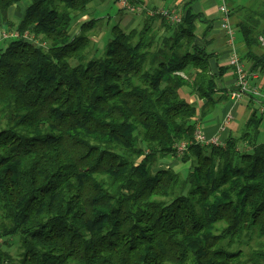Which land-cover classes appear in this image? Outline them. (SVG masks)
Listing matches in <instances>:
<instances>
[{"label":"trees","instance_id":"obj_1","mask_svg":"<svg viewBox=\"0 0 264 264\" xmlns=\"http://www.w3.org/2000/svg\"><path fill=\"white\" fill-rule=\"evenodd\" d=\"M23 1L14 24L8 11ZM91 1L0 0V31L20 35L0 41V244L18 240L17 259L0 249V264H262L263 254L232 249L264 237L260 118L253 110L246 122V151L231 136L195 145L197 107L180 95L187 87L205 101L201 118L228 99L194 43L195 0L180 24L149 18L173 30L164 46L150 26L115 25L97 58L87 36L96 20L72 31ZM229 18L240 61L263 76L264 0ZM181 141L192 142L186 175L153 172Z\"/></svg>","mask_w":264,"mask_h":264},{"label":"crops","instance_id":"obj_2","mask_svg":"<svg viewBox=\"0 0 264 264\" xmlns=\"http://www.w3.org/2000/svg\"><path fill=\"white\" fill-rule=\"evenodd\" d=\"M242 1L243 0H225L228 6V9L244 6L242 4ZM251 1L252 0H246V5H248ZM96 2H92L90 3V5L92 4L94 7V3ZM107 2L108 0H104L101 4L99 3L98 10H102V8L107 4ZM136 2L152 10L174 9L181 13V11L184 10V6L188 2V0H166V1L136 0ZM29 4H30L29 1H23L21 3H18L15 7L9 9L8 14H7L8 19L11 21L10 18L14 17V15L17 12H19L18 14L19 18L16 17L17 19L16 21L18 22L21 19L25 9L29 6ZM90 5H88L87 10L89 9ZM218 5H219V2L217 0H195L194 2L190 4V10L192 11V13L200 17V20L199 21L197 20L195 22V27H196L195 36L196 37L194 39V43L199 47L205 48L206 52L211 55V58L208 61L210 73L211 75H214V77L216 78L217 89L220 91H226V94H228L234 88V77L232 74V70L229 69V66H228V60L231 55V47L227 42V37L224 31H222L220 28V24H219L220 14L218 12ZM93 7L89 12L87 11L85 15L79 16L78 22H81L82 24V23H85L87 20H96V19L90 18V17H93L91 16L93 14L91 13L93 11ZM123 14L124 16L120 18L119 23L115 25H118L124 32H129L134 29L139 31L146 26H150L153 29V31L157 34V45L158 44L163 45V43L165 45L166 44L165 42H168V43L170 42L172 38L173 30L167 26H163L161 20L154 19V18L149 19L144 16L138 17V16L127 15L125 13H122V15ZM99 19H102V18H99ZM113 26H111V28ZM241 44H242L241 35L238 32V30L235 29L234 30V48L236 52L239 54L241 50ZM263 51H264V48H261L260 52H263ZM243 65L248 70V66L246 65V63L243 62ZM220 68H223V69L228 68L229 70L226 71L222 76H220L219 74ZM190 73L192 72H187L185 74H182V76L185 77L187 74H190ZM249 81L252 87H256L262 93H264V75L262 76L256 72L255 73L253 72L251 73V77ZM180 95L188 103L196 105L197 116L193 119V122H195V125H198L201 127L203 133H205L207 137H211L216 134V129H217L220 119L232 107L231 103H229L228 99H226V101H224V106L221 107L220 104H218L211 113H209L206 117L201 118L199 116V109H200V106L204 104L205 101L204 100L199 101L196 94H194L187 87H183L180 90ZM250 102L252 104H250ZM254 103L255 102L253 101V99L251 100V98L246 97L245 99L241 100L236 106L240 105L245 111H248V110L250 111V109L254 110L255 113L258 114L257 112L258 110H256L257 108H256V105H254ZM234 108L232 110L233 111L232 114L235 111ZM261 114H264V113H261ZM259 118H260V124H261L262 117H259ZM230 136L236 139L239 138L238 137L239 135L237 136L236 134H233L232 130H228L227 128L226 132L221 135L220 139L222 141H225ZM256 140H258L257 137H256ZM240 142H243V141H240ZM255 143L261 144V143H264V141L260 143H257L255 141ZM244 144L246 143L243 142V145Z\"/></svg>","mask_w":264,"mask_h":264},{"label":"built area","instance_id":"obj_3","mask_svg":"<svg viewBox=\"0 0 264 264\" xmlns=\"http://www.w3.org/2000/svg\"><path fill=\"white\" fill-rule=\"evenodd\" d=\"M219 2L218 12L220 14V28L224 31L227 42L231 47V55L228 60V66L232 70V74L234 77V88L226 94L229 103H231V109L226 112L222 118L220 119L216 134L211 137H207L205 133H203L200 126H195V131L193 134V143L195 145H200L204 147L208 146H221L224 141L220 139L221 135L226 132V129L229 127L233 120L232 110L233 108L246 97L253 99L256 105V110L260 113H264V93H262L256 87H252L250 85V77L251 73L246 69L243 63L240 61V57L234 48V28L231 25V21L229 18V9L225 0H217ZM119 5L121 11L127 15L134 16H144L146 18L152 17H161L166 22L172 25H177L181 23V13L174 9H159L152 10L148 9L145 6L138 4L136 0H116ZM20 35L17 31H0V41L7 39L18 38ZM22 38L25 40H30V37L27 33L22 35ZM259 46L264 48V31L258 38ZM192 142L183 141L179 142L175 147V154L180 157L183 156Z\"/></svg>","mask_w":264,"mask_h":264},{"label":"rangeland","instance_id":"obj_4","mask_svg":"<svg viewBox=\"0 0 264 264\" xmlns=\"http://www.w3.org/2000/svg\"><path fill=\"white\" fill-rule=\"evenodd\" d=\"M103 1L104 0H92L90 3L92 2H96V3H94V7L92 4L91 5L89 4L90 6H89V9L87 10L89 12L93 7V11L91 12L93 13L91 15L93 17H90V18L96 19V21H92V20L86 21L87 25H88V22L92 21L90 23L91 29L87 31V36L90 39V46H89L90 58L100 57L106 42L110 38L111 26L118 24L120 18L124 16V14L122 15L123 12L121 11L119 5L117 4V2H115V0H108L107 4L102 8V10H98V4L99 3L101 4ZM242 4L245 6L246 0H243ZM18 14L19 12H17L14 15V17L10 18L14 24L17 22L16 17L19 18ZM99 18H102V19H99ZM78 20L79 18L75 20L72 25L73 33H78L81 29V22H78ZM219 104L221 107L224 106V102H221ZM234 109H235L233 113L234 120L228 127V130H232L233 134H236L237 136L239 135L238 136L239 138L236 139L237 144H238V149L240 151H246L247 149H249V146H246V144L243 145V142H240L241 141L240 137H241V134L245 131L246 122L251 117L253 110L250 109V111L249 110L245 111L240 105L236 106ZM257 116L262 117V121L259 126L258 134H257L258 140H256L257 143H260L264 141V114H261L260 112H258ZM182 157L183 156L178 157L176 155L173 157L169 156L166 158H160L158 159L157 165H155V167L152 168V171L155 172L161 169L172 168L174 171L180 172L183 176H185L187 171L189 170L188 169L189 164L188 163L184 164L181 161ZM222 228H223L222 224L217 226L218 230ZM0 249L7 251L11 255V257H13L14 259H17L18 240L16 238H10L6 240V244H0ZM232 249H240L246 255L252 254V252H257V253L263 254L264 256V237L258 238L254 234L243 237L239 241V243H236L232 246ZM262 262H263L262 264H264V259Z\"/></svg>","mask_w":264,"mask_h":264}]
</instances>
